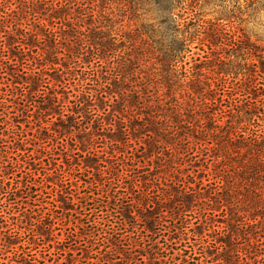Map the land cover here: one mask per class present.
Instances as JSON below:
<instances>
[{"label": "trees", "instance_id": "trees-1", "mask_svg": "<svg viewBox=\"0 0 264 264\" xmlns=\"http://www.w3.org/2000/svg\"><path fill=\"white\" fill-rule=\"evenodd\" d=\"M209 2L0 0V216L41 196L44 184L33 172L46 148L36 146H64L53 151L66 164L78 154L66 146H82L86 166L100 158L90 146H126L132 159L156 160L164 173L162 157L178 152L185 162L170 165L178 179H167L175 186L161 201L176 226L170 240L193 243L176 264L209 257L259 262L264 46L228 37L218 22L208 27L196 20ZM251 6L264 8V0ZM151 11L158 26L144 21ZM194 40L209 51L188 61ZM33 121L35 131L28 128ZM123 202L118 212L130 221L135 215ZM110 203L117 205L104 207ZM139 210L142 238H153L160 220L151 212L143 219ZM241 239L247 243L240 248Z\"/></svg>", "mask_w": 264, "mask_h": 264}, {"label": "rangeland", "instance_id": "rangeland-1", "mask_svg": "<svg viewBox=\"0 0 264 264\" xmlns=\"http://www.w3.org/2000/svg\"><path fill=\"white\" fill-rule=\"evenodd\" d=\"M251 3L252 0H210L199 10L196 20L207 22L208 27L218 22L228 37L249 39L264 46V8L253 11ZM143 17L145 22L158 26L156 12L151 11ZM208 51L207 45L194 40L186 59L191 61L192 56ZM222 54L225 59L230 58ZM33 111H29L30 118L25 116L27 121L34 120ZM51 123L47 121L46 124ZM36 124L33 121L28 128L35 131ZM36 147L46 148L44 161L33 172L34 178L44 184L38 191L41 196L35 193L25 204H12L0 216V264H176L179 252H191L189 246L193 241L181 245V242L175 244L170 240L176 226L171 225L167 202L161 201L173 193L175 184L169 180L177 182L178 179L176 174L172 175L170 165L185 162L178 152L171 160L162 157V163L166 162L169 168L168 173H164L157 172L156 160L132 159L126 146L111 147L102 143L90 146V150H96L100 156L93 166H86L87 152L82 146H66L78 152L77 160L70 157L67 164L63 156L54 155L53 151V147L56 152L64 146H51L49 142L48 146ZM139 159L142 161H136ZM126 194L130 198L122 199ZM123 200L128 201L132 216L135 215L130 221L123 220L118 212L123 208ZM108 201L117 205L110 203L105 208ZM138 208L142 209L143 219L152 215L148 213L151 212L160 220L153 238H142ZM133 222L137 224L135 227ZM177 225L184 226L182 222ZM238 242L240 248L247 243L243 239ZM196 251L195 247L193 253ZM262 252L257 259L259 262L253 258L245 261L236 258V264H264V250ZM222 258L209 257L203 264H226Z\"/></svg>", "mask_w": 264, "mask_h": 264}]
</instances>
